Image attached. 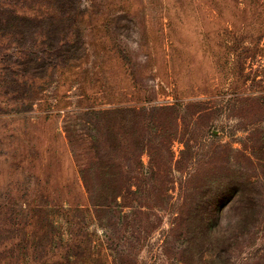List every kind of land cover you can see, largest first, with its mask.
<instances>
[{
  "label": "rangeland",
  "instance_id": "1",
  "mask_svg": "<svg viewBox=\"0 0 264 264\" xmlns=\"http://www.w3.org/2000/svg\"><path fill=\"white\" fill-rule=\"evenodd\" d=\"M0 264H264V0H0Z\"/></svg>",
  "mask_w": 264,
  "mask_h": 264
},
{
  "label": "trees",
  "instance_id": "2",
  "mask_svg": "<svg viewBox=\"0 0 264 264\" xmlns=\"http://www.w3.org/2000/svg\"><path fill=\"white\" fill-rule=\"evenodd\" d=\"M205 206V205H204ZM203 204L201 205V208L204 212V215L201 217V224L199 225V231L201 232L202 239L200 240L202 243L201 247V253L207 254L209 251V248L207 246L208 243H206L205 239L208 240L210 244H213V239H216L217 242H221L222 237H219L217 233V228L215 225L217 211H216V204L215 202L208 203L206 207H204ZM208 237L212 238V241L208 239ZM223 243V242H222ZM218 259L219 260H226V250L221 249V246H218ZM227 262V261H226Z\"/></svg>",
  "mask_w": 264,
  "mask_h": 264
}]
</instances>
